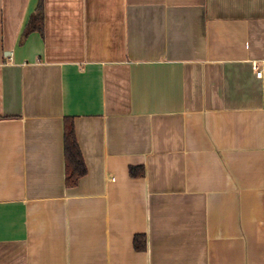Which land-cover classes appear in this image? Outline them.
<instances>
[{"label":"crops","instance_id":"1","mask_svg":"<svg viewBox=\"0 0 264 264\" xmlns=\"http://www.w3.org/2000/svg\"><path fill=\"white\" fill-rule=\"evenodd\" d=\"M0 264H264V0H0Z\"/></svg>","mask_w":264,"mask_h":264},{"label":"trees","instance_id":"2","mask_svg":"<svg viewBox=\"0 0 264 264\" xmlns=\"http://www.w3.org/2000/svg\"><path fill=\"white\" fill-rule=\"evenodd\" d=\"M42 20H43V10L42 4L39 3L37 10L27 28V31H42ZM65 157H66V166H67V178L66 184L67 186L76 185L78 179L82 177L86 173V167L77 145L73 126L69 125L66 128L65 132ZM138 243V241H137ZM135 240L136 248L138 249V245Z\"/></svg>","mask_w":264,"mask_h":264},{"label":"built area","instance_id":"3","mask_svg":"<svg viewBox=\"0 0 264 264\" xmlns=\"http://www.w3.org/2000/svg\"><path fill=\"white\" fill-rule=\"evenodd\" d=\"M254 67V69L256 70V77L260 79L262 77V71L257 66Z\"/></svg>","mask_w":264,"mask_h":264}]
</instances>
